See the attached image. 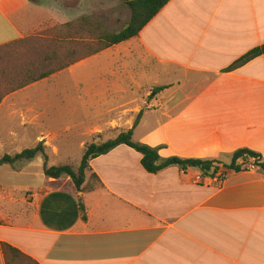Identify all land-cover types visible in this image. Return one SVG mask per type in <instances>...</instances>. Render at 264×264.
Instances as JSON below:
<instances>
[{"label": "crops", "instance_id": "crops-1", "mask_svg": "<svg viewBox=\"0 0 264 264\" xmlns=\"http://www.w3.org/2000/svg\"><path fill=\"white\" fill-rule=\"evenodd\" d=\"M39 4L0 0V47L49 22H67L73 10L47 8L49 18L38 20ZM137 40L139 54L117 53L121 63L136 60L129 63V81L139 91L147 87L142 80L152 76L158 82L150 87L167 86L156 97L135 102L132 125L148 107L134 130L144 128L140 142L161 147L163 157L229 163L237 149L250 148L264 158V56L225 71L264 43V0H171ZM111 85L106 93L126 91ZM88 95L80 97L87 101ZM10 98H3L0 110ZM33 114L20 113L21 123L54 117L44 108ZM141 159L124 144L92 159L103 183L92 191L61 186V179L46 175L22 192L0 182V243L23 254L0 249V264H264V170L247 164L244 171H227L217 185L222 171L212 178L198 168L174 165L154 174Z\"/></svg>", "mask_w": 264, "mask_h": 264}, {"label": "rangeland", "instance_id": "rangeland-1", "mask_svg": "<svg viewBox=\"0 0 264 264\" xmlns=\"http://www.w3.org/2000/svg\"><path fill=\"white\" fill-rule=\"evenodd\" d=\"M32 1L40 3L36 9L38 20L49 18L47 8L56 9L58 12L65 7L73 10L67 22H57L54 26L49 22L34 35L0 48L1 102L4 97L11 96L0 110V157L6 153L15 155L35 147L40 141H44L49 155L47 161L43 156H39L31 162L17 163L16 169L25 170L22 173L13 172L15 169L9 165L0 169L2 186L15 187L20 192L39 185L45 178V164L50 167L70 163L77 167L87 143L104 141L116 133L114 130L131 128L135 117H132V111L137 107L135 102L139 103L142 98L150 95L152 98L156 97L159 93L153 92V89L160 86L153 84L150 87L151 81L158 82L156 76H152L142 80L143 86L147 87L139 91L136 84H131L128 76L129 63L136 60L130 57L121 63L117 58L118 51L124 55L141 52L136 37L75 68L72 72L64 70L24 91L18 89L20 92H13L11 89L25 74V66L40 61L47 52L57 48L55 39L71 36L60 49L62 62L74 58L81 59L100 46L98 36L101 32H117L131 19V11L123 0ZM82 17H87L88 20L82 23L79 20ZM71 51L74 53L67 55ZM122 64L125 67H122ZM46 68L43 64L39 70ZM104 73L110 75L103 78L101 75ZM110 81L111 90L118 87L126 91L106 93ZM88 91L86 101L84 99L87 98L82 99L80 94H87ZM122 102H125L124 106H117ZM37 107L50 113L54 112V117L44 123L22 124L20 113H29L32 116L33 111H39ZM147 108L144 106L145 110ZM10 112L16 114L9 116ZM112 118L117 119L119 123L110 122ZM10 129L14 132H10ZM143 131L144 128L134 131L135 141L140 140ZM59 179V185L74 188L70 177L63 176ZM14 264L32 263L15 260Z\"/></svg>", "mask_w": 264, "mask_h": 264}, {"label": "trees", "instance_id": "trees-1", "mask_svg": "<svg viewBox=\"0 0 264 264\" xmlns=\"http://www.w3.org/2000/svg\"><path fill=\"white\" fill-rule=\"evenodd\" d=\"M171 0H123L124 4L131 11V19L129 23L117 32H106L103 31L98 36V42L100 46L91 51L85 57L81 59H70L64 62L61 61L60 49L66 42L68 37H59L55 39L57 43V48L49 51L45 56L38 62H32L25 66V74L22 76L21 81L15 84L12 91L22 89L26 86L34 84L36 82L42 81L44 79L50 78L51 76L58 74L65 69L69 68L78 61L94 56L110 47L118 45L124 41L130 40L139 36L140 32L144 27L170 2ZM84 23L88 20L87 17H82L79 19ZM7 46V45H6ZM4 47V46H3ZM1 48V47H0ZM73 51V50H72ZM68 52L67 55L73 54L74 52ZM264 56V43L259 45L250 51H248L243 57L235 61L231 66L225 69V71L235 70L252 59ZM68 58V57H67ZM59 62V63H58ZM45 64L46 69L39 70V68ZM167 88V86L161 85L153 89L156 93L161 92ZM149 98H152L150 95ZM1 103V97H0ZM145 109L141 110L133 126L129 129L124 130H114L116 133L104 141H92L87 143L83 151L80 164L74 167L70 163H65L56 166H44V173L48 178L59 179L63 176L70 177L75 189L77 191H92L96 188L103 186V183L99 175L92 169L91 160L109 153L114 148L120 145H128L138 151L142 155L141 163L143 167L150 173H159L171 166H179L182 170L186 171L189 168H198L202 171L204 177H217L220 172V176L216 183L217 185L223 180V176L227 171H244L247 164H254L259 166L264 170V158L263 156L250 148H239L237 149L231 157V161L226 163L219 159H203V158H182L179 156L163 157L160 154L161 147H153L146 143L134 140V130L139 125L142 115ZM43 156L45 161L48 160L47 147L44 141H40L35 147L27 148L20 153L12 155L10 153L4 154L0 157V167L3 165H9L13 167L16 171H19L16 164L31 162ZM89 173V177L87 175ZM81 211L86 218V207L84 202L80 199ZM0 249L4 251H12L16 255H23L20 250L8 245L7 243H0Z\"/></svg>", "mask_w": 264, "mask_h": 264}]
</instances>
